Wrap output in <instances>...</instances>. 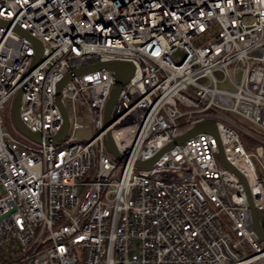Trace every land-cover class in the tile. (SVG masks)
<instances>
[{"label":"built area","instance_id":"1","mask_svg":"<svg viewBox=\"0 0 264 264\" xmlns=\"http://www.w3.org/2000/svg\"><path fill=\"white\" fill-rule=\"evenodd\" d=\"M0 18V264H264L246 186L214 134L137 164L213 120L264 231V0H0ZM16 25L43 43L33 68ZM107 60L134 71L105 128L113 71L74 69ZM68 72V127L53 142ZM20 88L22 120L49 141L14 125Z\"/></svg>","mask_w":264,"mask_h":264},{"label":"water","instance_id":"2","mask_svg":"<svg viewBox=\"0 0 264 264\" xmlns=\"http://www.w3.org/2000/svg\"><path fill=\"white\" fill-rule=\"evenodd\" d=\"M10 24H11V22L9 20L0 18V25H4V26L8 27ZM14 29L17 32H19L20 34L28 37L33 44L35 52L33 54L32 62L30 65V68H33L38 63V61L40 60V56H41L42 48H43V43L39 38L31 35L27 31V29L21 27L20 25H16L14 27ZM103 67L112 70L115 77H116V83L111 88L109 97L106 101L105 108H104V113H105L104 127L108 128V126L112 122V117H111L112 106H113V104H114V102H115V100L119 94V91H120L122 85L132 76L133 71H134V65L129 60L97 61V62L88 64L85 66L75 68L74 73H81V72H85L88 70H94V69L103 68ZM70 77H71V73H69V72L66 73L58 81V83L56 85L57 102H58V105H59L61 112L63 114V121L61 123L59 130L51 137V140L53 142H56V141L62 139L65 136L66 131H67L68 117H67L66 110H65L59 96H60V89H61L62 85ZM21 95H22V88H20L17 91V93L14 97V100L12 102V106H11V117H12V121H13L14 125H16V127L21 132H23L24 134H26L27 136H29L33 139H36L39 141H41V140L49 141L50 138L44 137L40 133L33 131L22 120V118L20 116ZM200 131L211 132L212 134H214L218 138L219 153H220L221 159L223 161V164L227 168H229L230 170L235 172L241 178V180L244 182L246 189H247V194H248L249 204H250V208H251V214H252L254 229L257 232V234L259 235V237L264 241V231H263L262 225L259 221L260 214L258 213V211H257V209L253 203V199L251 197V194H250L248 186H247L246 178L239 169H237L230 161L227 160L226 156L224 155V151H223L221 142L219 140L218 129H217V126L213 120H206V121L199 122V123L195 124L193 127L189 128L186 131H184L183 133L177 135L172 141L168 142L166 145L161 147L151 157L137 161V164L141 165V166H148V165L152 164L162 154V152H164L165 150H167L168 148H170L174 144L180 143V142L184 141L185 139H187L189 136H191L197 132H200ZM104 143L106 145V148L114 155L115 158H118V159L124 158V155L118 151L116 144L114 142V139L112 137V134H111L109 129L104 134Z\"/></svg>","mask_w":264,"mask_h":264},{"label":"rangeland","instance_id":"3","mask_svg":"<svg viewBox=\"0 0 264 264\" xmlns=\"http://www.w3.org/2000/svg\"><path fill=\"white\" fill-rule=\"evenodd\" d=\"M176 54H180L179 51H177ZM215 74H216L217 77H220V76H221L218 72H215ZM222 86H226V83L223 84ZM1 114H2V117H3V123L6 124V126L9 128V130L11 131V133H12L14 136H16V137H21V135H20L18 132H16L14 129H12V127H11V121H10V119H9V107H8V102L5 103L4 108H3L2 111H1ZM237 119H238L241 123L246 124V125H247V124L249 125V123L247 122V120H245L244 118H241V117L237 116ZM15 126H16V125H15ZM16 128H17V127H16Z\"/></svg>","mask_w":264,"mask_h":264}]
</instances>
